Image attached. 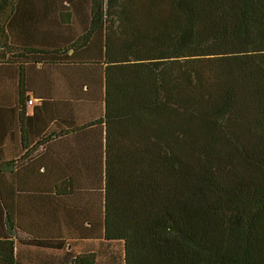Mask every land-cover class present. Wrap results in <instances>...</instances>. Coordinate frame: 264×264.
<instances>
[{
    "label": "trees",
    "instance_id": "obj_1",
    "mask_svg": "<svg viewBox=\"0 0 264 264\" xmlns=\"http://www.w3.org/2000/svg\"><path fill=\"white\" fill-rule=\"evenodd\" d=\"M0 138V264H264V0H0Z\"/></svg>",
    "mask_w": 264,
    "mask_h": 264
},
{
    "label": "crops",
    "instance_id": "obj_2",
    "mask_svg": "<svg viewBox=\"0 0 264 264\" xmlns=\"http://www.w3.org/2000/svg\"><path fill=\"white\" fill-rule=\"evenodd\" d=\"M29 102H32V105H33V101H29ZM29 102H28V107L30 109L32 107V105L29 104ZM2 118H3V120L5 119V117H2ZM12 121H13L12 122V125L14 126V123H15L14 122V119ZM0 139L2 141V145L5 146V144H6L5 143V140L3 138H0ZM17 139L19 140V135H18V138ZM12 140H13L12 141V146H13V144H15V138L12 139ZM18 140H17V142H18ZM4 146H2V147H4ZM18 153H20V151ZM4 170L7 172L10 169L7 167ZM27 171H28L27 172L28 175H30V172H29L28 169H27ZM17 177L18 176H16V179H14L15 185L18 186L17 183H19V185H22V184H24V185L25 184L26 185H30L31 184L29 182V179L27 181H25V180H23L21 178H17ZM2 181L6 184V182H5L4 179ZM6 186H7V184H6ZM8 189H10V188H8ZM25 196L28 197L29 194H26ZM70 249H71V247H69V246L66 247V250L69 251ZM17 252H18L19 259H21V263L22 264H42V263L43 264H46L47 262H50L51 261V255H52V253L50 251H47L46 249H42V248H32V247H22L19 250H17ZM55 256H56V254H55ZM58 257H60V258L62 257L63 258V254L62 253L61 254H57V258ZM37 262H39V263H37Z\"/></svg>",
    "mask_w": 264,
    "mask_h": 264
},
{
    "label": "rangeland",
    "instance_id": "obj_3",
    "mask_svg": "<svg viewBox=\"0 0 264 264\" xmlns=\"http://www.w3.org/2000/svg\"><path fill=\"white\" fill-rule=\"evenodd\" d=\"M95 246H96V249H98L99 245H98V244H96ZM95 246H94V247H95Z\"/></svg>",
    "mask_w": 264,
    "mask_h": 264
},
{
    "label": "built area",
    "instance_id": "obj_4",
    "mask_svg": "<svg viewBox=\"0 0 264 264\" xmlns=\"http://www.w3.org/2000/svg\"><path fill=\"white\" fill-rule=\"evenodd\" d=\"M29 104H31V105H32V102H29Z\"/></svg>",
    "mask_w": 264,
    "mask_h": 264
}]
</instances>
